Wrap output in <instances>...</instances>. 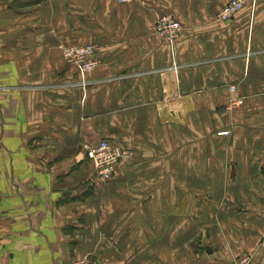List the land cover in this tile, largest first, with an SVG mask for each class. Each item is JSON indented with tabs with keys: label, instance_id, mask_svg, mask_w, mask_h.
I'll list each match as a JSON object with an SVG mask.
<instances>
[{
	"label": "crops",
	"instance_id": "0c3cea01",
	"mask_svg": "<svg viewBox=\"0 0 264 264\" xmlns=\"http://www.w3.org/2000/svg\"><path fill=\"white\" fill-rule=\"evenodd\" d=\"M230 1L0 0V264H264V0ZM104 139L131 154L108 182Z\"/></svg>",
	"mask_w": 264,
	"mask_h": 264
},
{
	"label": "built area",
	"instance_id": "2783aa9c",
	"mask_svg": "<svg viewBox=\"0 0 264 264\" xmlns=\"http://www.w3.org/2000/svg\"><path fill=\"white\" fill-rule=\"evenodd\" d=\"M121 5L130 4L133 2H140L142 0H114ZM248 4V0H231L222 7L218 14V19L221 22H230L236 15L241 13ZM156 33L163 41L169 44L172 51H175L177 41L181 38L183 33V25L172 15H166L158 18L156 23ZM97 48L94 45H87L82 47L67 48L63 51L64 58L72 65L76 66L81 74L80 84L89 85L91 81L87 82L88 76L95 72L99 62L95 59ZM89 79V78H88ZM231 92L236 91V86L230 88ZM240 100L233 98L232 105L238 104ZM223 136H231L230 130H225L220 133ZM85 155L93 163L96 174L103 182L110 181L117 166L131 156L130 152L124 150L120 146L112 144L109 140L104 139L97 146H90L87 148ZM251 258L245 257L236 264H250ZM71 264H101V261L94 256H85L75 259Z\"/></svg>",
	"mask_w": 264,
	"mask_h": 264
},
{
	"label": "rangeland",
	"instance_id": "374dc122",
	"mask_svg": "<svg viewBox=\"0 0 264 264\" xmlns=\"http://www.w3.org/2000/svg\"><path fill=\"white\" fill-rule=\"evenodd\" d=\"M113 1H114V0H113ZM114 2H115V1H114ZM115 3H116V2H115ZM116 4H118V3H116ZM118 5H119V4H118ZM120 5H121V4H120ZM86 80H87V82H89V81H90V79H88V78H87Z\"/></svg>",
	"mask_w": 264,
	"mask_h": 264
}]
</instances>
